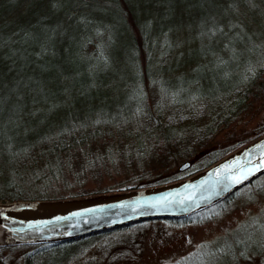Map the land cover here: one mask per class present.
I'll return each instance as SVG.
<instances>
[{"label": "trees", "instance_id": "obj_1", "mask_svg": "<svg viewBox=\"0 0 264 264\" xmlns=\"http://www.w3.org/2000/svg\"><path fill=\"white\" fill-rule=\"evenodd\" d=\"M263 94L264 0H0V202L187 177L264 134L263 123L252 136L212 144ZM185 160L190 167L178 171ZM111 172L128 177L81 186ZM240 188L184 218L155 220H208ZM242 224L226 237L238 263L248 256ZM129 225L30 244L24 264ZM13 247L0 245V264ZM202 249L173 264L205 257ZM251 251L264 264V250Z\"/></svg>", "mask_w": 264, "mask_h": 264}, {"label": "rangeland", "instance_id": "obj_2", "mask_svg": "<svg viewBox=\"0 0 264 264\" xmlns=\"http://www.w3.org/2000/svg\"><path fill=\"white\" fill-rule=\"evenodd\" d=\"M238 115L216 134L214 146L218 141L230 143L254 134L253 131L264 123V94ZM124 177L128 176L111 172L97 182L86 179L81 186L89 190L99 186L111 187L115 182L125 180ZM222 205L221 208L213 206L204 213L213 215L208 220L202 219L198 223L192 220L140 221L39 252L33 256L32 264H173L201 248H204L202 252L207 251L206 256L194 258L187 264H261L251 249L264 250V173L240 188L230 201ZM241 223L238 235L248 246V256L238 263L237 251L232 249L226 237L230 229ZM29 245L19 244L2 250L4 264H24L25 255L34 249Z\"/></svg>", "mask_w": 264, "mask_h": 264}, {"label": "water", "instance_id": "obj_3", "mask_svg": "<svg viewBox=\"0 0 264 264\" xmlns=\"http://www.w3.org/2000/svg\"><path fill=\"white\" fill-rule=\"evenodd\" d=\"M190 167L185 160L178 171ZM264 173V134L207 167L164 184L53 200L0 202V245L67 241L145 220L184 218ZM46 208L31 215H19Z\"/></svg>", "mask_w": 264, "mask_h": 264}, {"label": "bare ground", "instance_id": "obj_4", "mask_svg": "<svg viewBox=\"0 0 264 264\" xmlns=\"http://www.w3.org/2000/svg\"><path fill=\"white\" fill-rule=\"evenodd\" d=\"M42 210H46V208H38V209H32V210H25V211H22V212H16L18 213L19 215H31V214H35L34 212H37V211H42Z\"/></svg>", "mask_w": 264, "mask_h": 264}]
</instances>
